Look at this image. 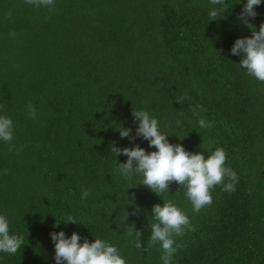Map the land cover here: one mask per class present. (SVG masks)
Masks as SVG:
<instances>
[{
	"label": "trees",
	"instance_id": "16d2710c",
	"mask_svg": "<svg viewBox=\"0 0 264 264\" xmlns=\"http://www.w3.org/2000/svg\"><path fill=\"white\" fill-rule=\"evenodd\" d=\"M244 3L226 0L210 22L219 7L210 0H55L51 10L0 0V115L14 124L13 150L0 141V214L10 234L25 238L16 254L0 253V264H55L49 234L60 231L81 243L105 240L127 264H162L159 244L137 249L126 231L134 225L147 247L151 209L168 199L195 226L175 237L182 246L172 264H264V82L230 54L236 39L251 38L238 18ZM254 10L249 23L258 31L264 0ZM196 105L203 111L193 115ZM137 110L189 152L207 158L210 144L222 147L235 191L216 186L196 214L175 182L158 197L141 175H119L127 157H114L112 142L156 150L120 138V127L135 135ZM200 118L213 126L200 128ZM69 216L77 224H64Z\"/></svg>",
	"mask_w": 264,
	"mask_h": 264
},
{
	"label": "clouds",
	"instance_id": "9594fccd",
	"mask_svg": "<svg viewBox=\"0 0 264 264\" xmlns=\"http://www.w3.org/2000/svg\"><path fill=\"white\" fill-rule=\"evenodd\" d=\"M24 3L35 8L45 7L49 10L55 7V0H24ZM214 6L209 11L210 22L216 21L221 13H225L226 0H210ZM262 0H246L239 19L242 24L251 31V38L244 37L235 40L231 47L230 54L241 57L239 67L245 70L246 75L264 82V23H261L259 30L249 23L254 20L258 13L255 7L261 5ZM11 16V12L8 13ZM16 36L15 32L9 34ZM187 97H181L176 103H182ZM3 105H0V109ZM196 109L203 111L201 105L192 109L196 115ZM27 111L30 119H35V107L29 103ZM133 123L137 124L135 135L131 129L121 128L120 138H128L130 142L142 138L148 142L149 148L155 151L146 152L138 144L131 148H118L115 142L109 146L111 154L116 157L123 155L127 160L117 163L116 171L119 175L131 181L135 175L142 176V186L149 189L156 196L160 197L169 192L170 185L175 182L179 188L185 189V196L192 205V211L199 214L202 209L212 204V191L216 186H222L224 191L229 193L235 191L238 176L234 170L227 166V154L222 147L212 150L209 145L210 154L207 158L204 152L192 153L187 151L181 144H171L168 141L169 135L161 132L159 122L150 116L146 110L132 112ZM176 125L181 126L177 120ZM200 128H210L212 123L203 118L198 120ZM167 127V125H165ZM14 124L11 117L0 115V141L9 143L13 140ZM14 145H11L10 151ZM117 162V161H116ZM6 174V170H5ZM89 196L87 190L81 194V199ZM134 198V197H133ZM150 236L147 240V247L141 240L142 233L135 230L131 225L126 231L129 237H134V244L137 249L147 251L159 244L162 250L160 257L162 264H172V258L182 245H178L175 237L185 235L186 232L195 231V226L185 210L179 207L171 199L163 201L162 205H154L151 209ZM133 215L136 213L133 212ZM128 213H126L125 220ZM77 224L72 216L67 218V223ZM61 223L56 222L54 227ZM54 244L55 264H127L118 248L102 239H95L89 243L85 238L81 243V237L73 232L70 237L65 236L63 231L49 234ZM25 244V238L21 235L10 234L9 219L6 215L0 214V253L9 255L16 254Z\"/></svg>",
	"mask_w": 264,
	"mask_h": 264
}]
</instances>
